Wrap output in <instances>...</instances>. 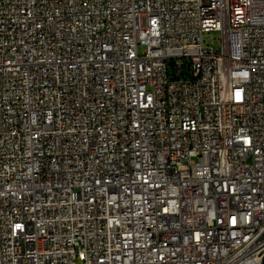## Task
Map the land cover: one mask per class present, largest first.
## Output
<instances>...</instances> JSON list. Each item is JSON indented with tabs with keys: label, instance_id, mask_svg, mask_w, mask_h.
Masks as SVG:
<instances>
[{
	"label": "built area",
	"instance_id": "obj_1",
	"mask_svg": "<svg viewBox=\"0 0 264 264\" xmlns=\"http://www.w3.org/2000/svg\"><path fill=\"white\" fill-rule=\"evenodd\" d=\"M262 256L264 0H0V264Z\"/></svg>",
	"mask_w": 264,
	"mask_h": 264
},
{
	"label": "rangeland",
	"instance_id": "obj_2",
	"mask_svg": "<svg viewBox=\"0 0 264 264\" xmlns=\"http://www.w3.org/2000/svg\"><path fill=\"white\" fill-rule=\"evenodd\" d=\"M219 34L217 32H210L207 33L203 36V41L205 44H212L214 45V47H218L219 46Z\"/></svg>",
	"mask_w": 264,
	"mask_h": 264
},
{
	"label": "water",
	"instance_id": "obj_3",
	"mask_svg": "<svg viewBox=\"0 0 264 264\" xmlns=\"http://www.w3.org/2000/svg\"><path fill=\"white\" fill-rule=\"evenodd\" d=\"M260 264H264V256H262Z\"/></svg>",
	"mask_w": 264,
	"mask_h": 264
}]
</instances>
